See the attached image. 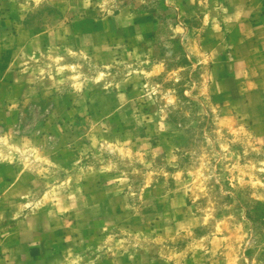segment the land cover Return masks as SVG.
Listing matches in <instances>:
<instances>
[{"label": "rangeland", "instance_id": "obj_1", "mask_svg": "<svg viewBox=\"0 0 264 264\" xmlns=\"http://www.w3.org/2000/svg\"><path fill=\"white\" fill-rule=\"evenodd\" d=\"M246 3L0 0V264H264Z\"/></svg>", "mask_w": 264, "mask_h": 264}, {"label": "crops", "instance_id": "obj_2", "mask_svg": "<svg viewBox=\"0 0 264 264\" xmlns=\"http://www.w3.org/2000/svg\"><path fill=\"white\" fill-rule=\"evenodd\" d=\"M246 2L247 5L243 9L245 17L256 15L255 17L258 18L257 27L259 28L257 30L262 31V33L264 34V0H246ZM249 2H251L250 5H248Z\"/></svg>", "mask_w": 264, "mask_h": 264}]
</instances>
